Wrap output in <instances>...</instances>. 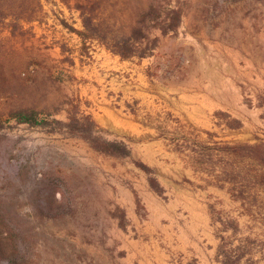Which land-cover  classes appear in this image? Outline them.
Wrapping results in <instances>:
<instances>
[{"label": "rangeland", "instance_id": "374dc122", "mask_svg": "<svg viewBox=\"0 0 264 264\" xmlns=\"http://www.w3.org/2000/svg\"><path fill=\"white\" fill-rule=\"evenodd\" d=\"M152 2L109 0L101 16L130 33ZM179 2L178 30H154L147 56L86 42L71 28H82L79 11L62 0H30L32 20L0 25V227L18 233L3 235L15 264H198L205 200L240 220L234 240L260 230L226 191L198 188L183 148L194 133L263 135L264 0ZM21 105L40 123L9 114Z\"/></svg>", "mask_w": 264, "mask_h": 264}, {"label": "trees", "instance_id": "16d2710c", "mask_svg": "<svg viewBox=\"0 0 264 264\" xmlns=\"http://www.w3.org/2000/svg\"><path fill=\"white\" fill-rule=\"evenodd\" d=\"M30 0H0V25L20 26L22 20H32L36 10H32ZM41 0H39L40 2ZM68 7L76 9L82 19V28L71 27L86 42L97 40L108 49L123 58L135 55L147 56L153 53L160 42L159 36H153L154 30L163 35L176 32L183 20L186 9L181 3L172 0H153L147 9L142 10L137 23L131 26V32L121 31L109 24L102 16L103 7L109 0H62ZM19 2V5L17 3ZM17 22V23H16ZM64 25L69 26L65 19ZM108 23L107 28L104 24ZM13 27V28H14ZM9 114L22 122L40 123L36 108L14 106ZM230 122L236 120L230 119ZM44 124V122H43ZM83 136L100 151L109 152L112 144L87 134ZM187 139L183 148L189 150L193 167L206 175L207 183L227 189L233 202L237 203L241 215H247L250 226L258 227L256 233L250 232L234 240L242 229L240 220L230 211L212 205L216 219L221 222V242L218 258L224 264H260L264 260V133L255 134L253 140H215L202 139L196 133ZM2 215L0 213V219ZM231 230V234L225 232ZM223 232V233H222ZM252 232V233H251ZM17 231L0 227V258L15 264L18 255L16 243L6 245L3 235L15 239Z\"/></svg>", "mask_w": 264, "mask_h": 264}, {"label": "crops", "instance_id": "0c3cea01", "mask_svg": "<svg viewBox=\"0 0 264 264\" xmlns=\"http://www.w3.org/2000/svg\"><path fill=\"white\" fill-rule=\"evenodd\" d=\"M194 134H196V133H194ZM201 138L204 139L202 136H201ZM192 166H193V164H192ZM194 170L196 171V173H198L201 176L202 179L204 178L203 179L204 184H200L199 185L200 187H198L199 189H202L201 191H203V190L207 191L208 189H210L212 187H216V188H219V189L226 191V193H228V195H229V192L227 191V189L207 183L206 176L202 172L197 171L195 168H194ZM200 211L202 214H201L199 219L202 220L203 223H202V225L200 223H198L196 225V227H195L196 235H197L198 239H200L201 238V232H202V230H204L206 236L208 233L209 237H207V238L205 237L202 241L201 240L195 241L196 245L198 246V253L196 254L197 263L198 264H224L218 258V250H219V245L221 242V238L219 236V234L221 232V230H220L221 222L219 220H217L215 217L216 214H214V212H213L212 201L207 202V200H205V201L201 202ZM213 226L215 227L214 232L212 229ZM230 231L231 230L226 231L225 233L227 234ZM260 264H264V260Z\"/></svg>", "mask_w": 264, "mask_h": 264}]
</instances>
